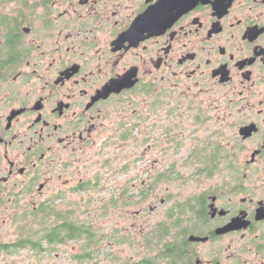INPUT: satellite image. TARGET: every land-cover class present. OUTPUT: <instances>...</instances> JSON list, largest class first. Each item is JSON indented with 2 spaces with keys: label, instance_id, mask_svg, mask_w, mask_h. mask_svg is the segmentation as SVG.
<instances>
[{
  "label": "flooded vegetation",
  "instance_id": "af4514ba",
  "mask_svg": "<svg viewBox=\"0 0 264 264\" xmlns=\"http://www.w3.org/2000/svg\"><path fill=\"white\" fill-rule=\"evenodd\" d=\"M213 112L235 177L201 192L190 260L264 264V0H0V222L51 218L62 195L98 189L112 155L94 157L112 146L141 147L113 172L141 164L120 192L147 199L178 179L159 162L162 138L175 142L180 119L210 126ZM205 141L195 162L211 160Z\"/></svg>",
  "mask_w": 264,
  "mask_h": 264
},
{
  "label": "rangeland",
  "instance_id": "374dc122",
  "mask_svg": "<svg viewBox=\"0 0 264 264\" xmlns=\"http://www.w3.org/2000/svg\"><path fill=\"white\" fill-rule=\"evenodd\" d=\"M182 107L177 113L189 110L186 108V102ZM212 116L210 126L191 124L188 119H180L179 127L175 129V142H168L166 136L162 138L156 147V149H162L158 154L159 162H163L164 169L173 164L177 169L178 179L173 181L167 177L163 188L159 191L149 192L147 199H143L142 195L135 191L128 194L120 192L121 186L127 179L139 182L142 177L141 164L132 167L128 165L130 169L128 167L125 172L117 173L114 176L115 172L113 171L117 170L121 163H129L130 160L135 162L138 159L136 156L141 153L139 145H129L124 149H120L119 146L107 147L105 153L95 155V160L109 159L112 155L110 163L112 172L110 173L108 169L104 171H102L104 168L101 169L100 174L103 175L104 180L98 189L83 194L66 193L62 195V200L54 202L52 208L55 210L64 212L71 210L77 220L93 225L97 237L101 240L98 242V246L94 247V257L91 260L82 262L74 260L73 256L83 250L82 241L71 240L66 244L58 245L55 250L43 245L44 250L37 254L29 249L21 248L9 252L12 254L8 255L0 251V264H122L125 261H139L145 257L154 258L157 253L156 240H154V248L148 250L144 236L152 229L157 228L161 221H166L169 209L178 203L184 204L187 200L194 201L197 195L217 185L225 177L228 181L235 177L231 172H226L227 161L224 163L223 160H220L222 159L220 156L216 158L219 162L218 168L212 172L210 178L199 177L194 173V170L200 166L198 162L194 161V154L203 147L202 144L206 136L208 139L205 141L207 142L205 147L208 151L213 153L218 145L224 146L220 137V121L216 118L215 112L212 113ZM173 120L169 121L172 123ZM208 142L212 145H208ZM153 152L152 149L149 150L150 159H152ZM232 163H236V161L233 160ZM95 170L96 165L91 164L87 168L84 167L81 173L74 177L93 176L96 173ZM105 171L104 175L102 172ZM126 197L127 199L131 198L130 203L123 205L121 202L125 201ZM237 198L236 194L235 199ZM151 207H153V211ZM183 218H189L188 212L185 211ZM40 219L38 221H41ZM15 220L0 222V243H14L19 237L28 235L24 229H32V231L39 229L35 221ZM32 238L34 239L33 235ZM200 248L201 252L206 249L202 245ZM159 262V264L166 263L162 259Z\"/></svg>",
  "mask_w": 264,
  "mask_h": 264
},
{
  "label": "trees",
  "instance_id": "16d2710c",
  "mask_svg": "<svg viewBox=\"0 0 264 264\" xmlns=\"http://www.w3.org/2000/svg\"><path fill=\"white\" fill-rule=\"evenodd\" d=\"M214 150L216 152L217 148ZM215 152L212 153L210 161L200 160L198 154L196 161L206 165L204 169L214 172L219 163L216 160ZM204 202V195L200 194L195 197L194 201L187 200L184 204L178 203L175 207L172 206L167 212L166 221H161L157 228L152 229L144 236L148 250L154 248V240H156L157 253L154 258L145 257L139 261H125L122 264H159L161 259L166 261L165 264H192L186 235L189 231L194 230L195 221L205 216ZM185 211L188 212L189 218H183ZM72 212L71 210L57 211L52 208L49 213L51 218L44 214L41 221H35L39 226L37 231L26 230L28 235L19 237L15 243L6 245L4 248L10 247L13 250H18L25 244H30L39 252L44 250L43 245L45 244L48 248L55 250L58 245L66 244L71 240H81L83 250L81 253L75 254L73 258L79 262L91 260L94 257V247L98 246L101 239L97 237L91 223L77 220ZM33 234L36 235L35 242L32 239Z\"/></svg>",
  "mask_w": 264,
  "mask_h": 264
},
{
  "label": "water",
  "instance_id": "95a60500",
  "mask_svg": "<svg viewBox=\"0 0 264 264\" xmlns=\"http://www.w3.org/2000/svg\"><path fill=\"white\" fill-rule=\"evenodd\" d=\"M211 208H213V205H210ZM213 210H215V208H213ZM257 216H260V215H257ZM237 219L239 218H234L226 227L222 228V229H218L217 232L218 233H222V232H226V231H229V230H232L233 228H235L236 224H235V221H237ZM206 238H202V237H197V236H194V235H189L188 237V240L189 241H204Z\"/></svg>",
  "mask_w": 264,
  "mask_h": 264
}]
</instances>
